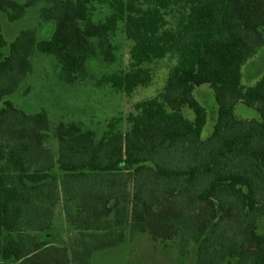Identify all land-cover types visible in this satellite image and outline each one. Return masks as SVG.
<instances>
[{
	"label": "trees",
	"instance_id": "trees-1",
	"mask_svg": "<svg viewBox=\"0 0 264 264\" xmlns=\"http://www.w3.org/2000/svg\"><path fill=\"white\" fill-rule=\"evenodd\" d=\"M97 4L109 7L102 19L94 18ZM55 5L41 13L55 22L48 38L25 28L9 41L0 23V264H92L96 251L125 242L126 227L186 238L196 245V264H264V74L255 85L243 82L244 65L264 46V0ZM30 6L0 0L11 23ZM120 23L131 42L130 69L104 75L99 85L130 95L151 85L152 65L169 55L178 61L161 93L112 117L101 136L78 121L53 124L46 110L27 113L8 99L37 52L55 58L67 84L90 77L91 59L115 63L111 36ZM203 84L218 105L206 139L208 111L195 96ZM238 103L259 117L238 119ZM51 131L57 153L46 145ZM60 200L80 231L73 248L38 238L52 228Z\"/></svg>",
	"mask_w": 264,
	"mask_h": 264
},
{
	"label": "rangeland",
	"instance_id": "rangeland-1",
	"mask_svg": "<svg viewBox=\"0 0 264 264\" xmlns=\"http://www.w3.org/2000/svg\"><path fill=\"white\" fill-rule=\"evenodd\" d=\"M16 1L31 3V6L20 20L13 23L0 11V23L7 39L11 41L25 28H36L40 39L50 37L55 22L46 20L41 13L43 9L54 8L60 0ZM108 12V5L97 4L94 18L102 19ZM168 19L170 26L176 25V15H171ZM111 41L117 48L116 62L107 64L101 56L91 59L88 62L90 77L78 84L64 82L55 58L37 52L32 58L33 71L8 99L27 113L46 110L53 124L60 121H78L85 128L94 130L97 136H101L112 117L120 113L126 115L137 102L161 93L171 69L178 61L176 56L169 55L152 65L154 78L151 85L137 88L128 95L114 90L109 84H98L104 75L130 69L131 42L126 38L122 23L111 36ZM263 74L264 46L244 65L243 82L247 86L255 85ZM195 96L208 111L207 123L202 133V138L206 139L212 134L218 118L214 89L209 84H203L196 88ZM183 113L189 119H194L195 114L191 109L185 108ZM235 115L241 120L259 117L255 109L243 103L237 104ZM46 145L57 153L58 141L53 131L49 132ZM70 210L75 211V208L70 205ZM258 223L260 233L264 234V218H260ZM79 232L69 222L64 202L60 200L55 207L52 228L39 233L38 238L58 246L73 248L77 246ZM125 232L127 237L124 243L96 251L90 257L92 264H196V245L188 242L186 238L176 236L172 239H155L149 233L132 232L130 227H126Z\"/></svg>",
	"mask_w": 264,
	"mask_h": 264
},
{
	"label": "crops",
	"instance_id": "crops-1",
	"mask_svg": "<svg viewBox=\"0 0 264 264\" xmlns=\"http://www.w3.org/2000/svg\"><path fill=\"white\" fill-rule=\"evenodd\" d=\"M41 236H42V235H41ZM41 236H40V237H41ZM40 239H43V238H40Z\"/></svg>",
	"mask_w": 264,
	"mask_h": 264
}]
</instances>
